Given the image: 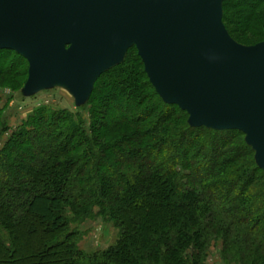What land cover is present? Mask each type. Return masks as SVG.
I'll list each match as a JSON object with an SVG mask.
<instances>
[{
  "label": "trees",
  "instance_id": "16d2710c",
  "mask_svg": "<svg viewBox=\"0 0 264 264\" xmlns=\"http://www.w3.org/2000/svg\"><path fill=\"white\" fill-rule=\"evenodd\" d=\"M222 7L233 40H264V0ZM27 72L24 58L0 50V90L23 96ZM77 109L40 106L14 131L0 110V138L10 133L0 148V264H207L218 242L224 264H264V172L242 133L190 127L134 47ZM141 192L167 214L151 226ZM87 222L112 224L115 241L81 250Z\"/></svg>",
  "mask_w": 264,
  "mask_h": 264
},
{
  "label": "water",
  "instance_id": "95a60500",
  "mask_svg": "<svg viewBox=\"0 0 264 264\" xmlns=\"http://www.w3.org/2000/svg\"><path fill=\"white\" fill-rule=\"evenodd\" d=\"M223 0H0V50L28 64L23 97L65 89L77 107L134 47L192 128L237 131L264 172V41L228 34Z\"/></svg>",
  "mask_w": 264,
  "mask_h": 264
},
{
  "label": "rangeland",
  "instance_id": "374dc122",
  "mask_svg": "<svg viewBox=\"0 0 264 264\" xmlns=\"http://www.w3.org/2000/svg\"><path fill=\"white\" fill-rule=\"evenodd\" d=\"M240 40L242 39L240 38ZM257 41H259V38L252 37L250 41L246 43L251 44ZM240 45H243V44H240ZM254 45H248V46L243 45V46L250 47ZM40 106H48L54 110H69L73 113H75L78 110L77 109L78 107L74 103L73 97L65 89H62V88H56L52 90L43 91L35 95V97L33 98L31 97L27 98V97H23L18 94H15L13 93L11 88H5L4 90H0V110H3L5 117L8 120V126L13 131L18 129L21 126L22 122H24L28 118L30 113ZM82 114L84 118H87L86 113L82 112ZM9 135L10 133L0 138V148H2L3 144L6 142V139L8 138ZM29 192H30L29 189L25 188V189L20 190L19 195L27 196ZM136 198L142 199L149 203L150 209L152 210L151 215L147 219L144 216L139 215L141 220L145 222V224H147L148 226H151L157 220L160 221V219H162L164 215H167L166 213H163L164 211L163 212L161 210L160 212L159 210L156 211L155 207L158 204L157 199L154 198L151 201L150 197L148 195L143 196L142 192L141 194L140 193L137 194ZM132 201H130V206L134 207L136 203L135 201L134 202ZM167 211L168 209L165 210V212ZM30 221L32 222V224L36 226L37 224L42 225V221H45V217L44 215L39 216L36 214H32L30 216ZM93 224L102 225L100 222H96V223L91 222L90 226H92ZM103 226H104V231L101 230V231H98V233L96 232L97 230L95 231V234H96L95 237L98 236L97 238H94V236H91L93 227L91 230L87 229L85 231L82 228L84 237L80 243L81 244L80 247L83 248V251L87 253L100 252V251L105 250L115 241L116 233L113 230L112 224H104ZM25 232H26V229L24 230L23 233ZM29 237L30 236L26 238L22 236L21 242L23 244L26 242H30ZM90 237L92 238L90 239ZM220 251H221V243L218 242V244L214 245L210 249L208 259H207V264H224L219 256Z\"/></svg>",
  "mask_w": 264,
  "mask_h": 264
},
{
  "label": "crops",
  "instance_id": "0c3cea01",
  "mask_svg": "<svg viewBox=\"0 0 264 264\" xmlns=\"http://www.w3.org/2000/svg\"><path fill=\"white\" fill-rule=\"evenodd\" d=\"M90 224H91V222H87V223H85V224L83 225V229H84V231L87 230V229L91 230L92 227H93L91 236H94V238H97L98 236L95 237V236H96L95 231L97 230V231H96L97 233H98V231H101V230L104 231V226H103V225H100V224H93L92 226H90ZM91 238H92V237H90V239H91ZM80 245H81V244H80ZM80 245H79V247H80ZM80 249L83 250L82 247H80Z\"/></svg>",
  "mask_w": 264,
  "mask_h": 264
}]
</instances>
